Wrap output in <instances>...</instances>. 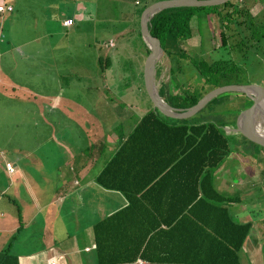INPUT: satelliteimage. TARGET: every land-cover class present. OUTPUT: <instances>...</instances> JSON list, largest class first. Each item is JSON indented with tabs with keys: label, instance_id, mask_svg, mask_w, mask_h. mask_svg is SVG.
<instances>
[{
	"label": "trees",
	"instance_id": "obj_1",
	"mask_svg": "<svg viewBox=\"0 0 264 264\" xmlns=\"http://www.w3.org/2000/svg\"><path fill=\"white\" fill-rule=\"evenodd\" d=\"M155 1L158 0H137L135 3L140 5L135 10L133 35L140 40L144 55L148 48L141 39L138 20L142 10ZM12 12L13 8L0 12V70L10 76L9 89L22 83L34 92L39 85L25 81L23 72L28 69H25L22 55L26 56V47L31 52L37 53L38 50L32 49V41L18 45L14 36L16 30L10 29L11 20L16 21ZM210 19L217 28L219 44H210L204 49L206 38L202 30L207 25L206 31H210ZM73 20L70 25L76 23ZM147 28L150 35L158 39L162 55L169 61L167 82H160L158 94L174 108L192 106L206 91L219 86L217 78L223 85L245 83V69L237 64V59L227 60L225 56L231 57V54L246 47L264 59V0H228L215 5L165 8L153 14ZM195 34L199 36L200 44L196 50H204L207 59L200 57L192 60L187 54L185 45ZM4 37L5 42H1ZM9 44L18 47L11 48ZM212 50H217V53L208 54ZM101 59L110 62L107 56L97 57V60ZM129 60L124 59L126 63L122 64V72L127 74L123 76L126 83L120 88L121 92H126L132 81H138L135 73L138 67L125 68ZM46 61L50 62L49 59ZM51 61L58 63L56 58H51ZM181 63L192 65L197 72L196 77L200 79L198 87L192 86L189 91L187 85L181 84L183 81H178L177 75L184 70ZM223 63H231V67L225 70ZM155 68V75H158V64ZM28 73L32 79L33 75ZM60 73L61 77H65L64 72ZM138 73L141 74V86L135 88L143 87L142 70ZM62 84L63 93L66 85L65 82ZM170 87L178 92H171ZM0 88L6 87L1 85ZM99 90L111 94L108 87H100ZM237 95L245 98L237 92L233 96ZM0 101L1 114H8L9 118L0 124H11V119L16 124L22 121L23 117L10 116L8 110L12 109L13 102L20 108L19 111H25V103L31 111L38 108L36 103L29 104L26 98H19V95L5 102L0 94ZM222 101L220 95H215L192 116L180 119L164 116L151 106L136 119L127 133L125 126L121 125L113 132L118 144L103 161L95 182L105 189L119 192L126 199V204L91 225L92 244L82 251L91 253L94 264H138V258L144 261L142 264H241L244 240L254 221L248 218L237 220L231 208L238 202V197L221 193L213 182L214 171L230 157L234 145L224 133L226 125H220L209 115L200 113L205 111V107L208 111ZM122 104L125 106L120 109L123 117L130 116L131 107L127 103ZM241 105L229 108L234 114L233 119L244 108ZM13 108L16 110L15 106ZM85 139L83 136L81 152L96 146L94 142L86 143ZM243 139L251 146H260ZM102 145L104 143L101 142L98 157L99 152L102 153ZM94 151L89 153L91 157L96 155ZM250 204L253 202L250 201ZM17 209L20 227L22 213L18 206ZM254 218H257L255 213ZM11 256L0 252V264H13L7 262ZM12 258L16 264V257Z\"/></svg>",
	"mask_w": 264,
	"mask_h": 264
},
{
	"label": "rangeland",
	"instance_id": "obj_2",
	"mask_svg": "<svg viewBox=\"0 0 264 264\" xmlns=\"http://www.w3.org/2000/svg\"><path fill=\"white\" fill-rule=\"evenodd\" d=\"M13 1L16 8L12 12V16H17L22 19V25H14L19 23V21H11L10 25L12 31L16 30L14 36L17 41L22 42L25 37L30 36L33 39V48L35 50L39 51L41 48H44L48 53L51 51L49 55L50 57H44L43 60L41 59L40 54L35 52L30 53V51L27 50L26 56L24 57L22 55L24 63L29 65L28 71L33 75V83L41 86L47 76V67L45 66H47V63L50 64V66H54V62L51 61V58L54 59L58 57L57 62L63 64V67L65 68L64 74H66L64 77L66 86L65 91L63 92L65 95L63 97L66 101L63 102H66V105L75 98H78L79 101H81V105L65 106L66 109H72V107L77 108L73 113L67 112V124L73 126V123H78L83 127L89 126L92 130L89 141L95 140V135H100L102 133L104 137H107L108 132L110 131L113 133L117 131L119 125L123 127L125 126L124 131L127 133L135 123L136 119L151 107L150 101L148 100L145 91H143V87L135 88V86L141 84V74L138 72L139 70L140 72L142 70V64L146 55L142 53L140 40L133 35V27L136 22L135 10L140 4H135L134 0H124L123 2L121 0H89L90 2L88 3H84L86 0H75V2H83L84 6L82 7L81 5L79 7L80 10H74L76 4L71 0ZM88 6L90 9H88ZM74 11L76 13H74ZM47 14L53 15V17L49 18ZM66 15L74 16L76 23L71 26L63 27L60 20ZM206 24L207 22L205 21L204 25ZM209 24L208 30L210 29V31H206L207 25L203 27L202 30V34H205L206 38L204 41V49L208 48L210 44H219L217 28L213 26L211 19L209 20ZM231 29L232 27H230L229 30ZM229 30H227V32H229ZM5 38L6 37H4L1 42H5ZM109 41L112 42L109 44ZM198 41L199 36L196 34L187 40L185 45L187 54L192 60L200 57L207 59L208 57L203 53L204 50L202 52L196 50L200 45ZM27 42L28 41H25L23 44H26ZM18 45L20 44L18 43ZM21 46L24 47V45ZM252 51L253 49L250 50L245 47L240 49V51L235 52L234 55L231 54V57L225 56V59H237V64L245 69V75H243V82L245 83L237 84L257 83L264 87V59L262 56L255 54ZM216 53L217 50L208 52L210 55ZM19 55L21 56V54ZM99 56L109 57L110 62L105 59H101V61L97 60V57ZM158 58L156 65L158 64L160 71L158 75H155V81L159 87L160 82H167L169 61L164 55H162V53ZM47 59H49L51 63L46 61ZM124 59H130L127 62L128 66H125L126 69H128V67L131 68L132 66L138 67V72L135 70L136 80L138 81H132L129 89H125L126 92H121L120 88H123V85L126 83V81L124 82L123 77L126 72L121 73L123 70L122 68H124L122 64L125 65L126 63L124 62ZM181 65H183L184 70L177 75L176 78L178 81H183L181 84L187 85L186 88L189 91L192 86L198 87L200 85V79H197V72L192 68V65L187 63H181ZM222 66L227 70L231 67V63H223ZM235 73L238 72L236 71ZM196 79L197 81H195ZM194 82H196V84ZM220 82L222 81L217 78V84L219 86L223 85L219 84ZM100 87L110 88L111 94H108L106 90H99ZM169 90L172 92L173 89L170 87ZM103 91H106L104 92L105 97L109 100H99L102 95L101 92ZM173 91L178 92L177 89ZM0 94L3 95V100H5V102L7 100H9V102L12 101L11 90L7 89V91H4L3 88H0ZM15 95L16 94L13 93V96ZM218 95L221 96L223 101L213 105L208 111L205 107V111L202 110L200 113L203 112L202 114L205 116L209 115L210 119L220 123V125H226L223 128L224 133L228 136L229 140L234 145V148L230 157L225 159L219 168L214 171V173L217 174L215 178H213V182L215 187L221 193L230 196L236 195L240 198L238 202H235L234 206L232 205L233 208H231V212L237 220H244L246 218L254 219V213L259 215L262 212L264 213V187L260 185L259 188H255L258 185H255L254 187L252 186V183H260L264 185V181L260 180L264 176V148L261 146H251L242 136L234 133L232 130L235 123V117L233 119L234 114L229 108L241 104L249 106L250 100L246 97V99L242 98L241 95L233 96L235 95V92H223ZM23 97L27 99L29 104L32 102L35 103L30 97L19 96V98ZM1 102L2 101H0V103ZM14 103L15 102H13V104ZM122 103H127V105L131 107L130 110L133 112L131 111L130 116L123 117L124 113H122L120 109H124L122 107L125 106H123ZM23 106L25 107V111H19L20 108H17V105L15 107L17 111L14 110V108H12V110L7 109L13 114H10V116H12L11 118L16 116L34 118L35 110L31 111L26 103ZM245 106L241 105V107L244 108L248 107ZM87 110H90V113H88ZM1 113L0 116L4 117H2L0 121L1 123H5L9 120L8 114L2 115ZM83 116L87 117L83 118ZM35 118L38 119L39 123L42 121L41 116L38 114ZM11 121L13 122H11V124H0V144L6 143L4 149L7 151L5 153L7 158L11 156L8 153L11 154L14 152V148L18 146L27 148L32 145V148L27 151L29 155L27 156L25 153L20 157L17 156L18 161H16V164H19L24 170L23 176L29 185L26 187V183L23 182L21 177H19L18 171L10 176H6L3 168L4 162L7 161H1L0 157V170L2 169V172L0 171V212L3 214L1 217L3 218L1 226H9L11 224L12 221L9 216L13 215L15 219L17 218V206L19 207L22 216L26 212L27 214L35 213L38 205L36 200L39 204H44L53 197L50 196V194L54 191V188L56 189V187L52 188L50 185H46L52 183L56 176L59 177L60 175L69 174L72 169V164L78 161L81 163L84 161H90L91 156L89 153L95 150V147H93L82 152L80 150L78 151V148L83 149L84 142L79 138L77 131L70 128L62 137L65 144L62 143V141L57 140L60 138V134L55 136L56 140L48 139L47 141H44L39 139L36 141H28L26 133H32L31 129L35 128L36 125L31 123V120L26 122V119H22L18 124H16L13 119H11ZM92 123L97 127H91L90 124ZM102 141L108 143L112 140H108V137L105 140H102V137H100L99 145L97 147L100 146ZM47 149L53 151L54 154L59 152L60 158L55 161L52 160L55 155L50 156ZM24 152L25 150H22L21 153ZM55 157L57 158V156ZM94 159H96L95 165L87 164L85 166L88 173L92 170L96 171L98 165L103 163L102 159L99 157H95ZM28 161L29 163H32L34 168H28ZM235 161H237V164H235ZM41 162L44 163V167L49 165L53 170L36 169L38 165H42ZM55 163H60V166H56ZM252 163L254 164L253 166H257L259 169L258 178H255L252 171L249 170L252 168ZM61 164L66 165V167H62ZM58 168L61 170L57 173L56 170ZM16 179H18V185L13 183ZM68 181L69 179H67L66 182L63 181V183H61L59 186V192H65V190H67V187L65 186H68L66 184ZM71 188L72 187H70L69 190H71ZM40 189L43 190L36 194L33 193V191ZM93 190L94 187H90L83 192L82 200L80 198L79 201L76 200L74 201L75 203L71 202L70 206H68V224L65 228H67L69 237L76 236L78 245H82V243L92 239L91 225L95 220L93 217H88L86 212L90 213L91 210L100 212V210H104L108 204L107 196L105 194H100L98 196L97 193H92ZM68 195H70L69 192ZM89 196L95 201H90L88 198ZM101 197H103V200H101ZM250 201H252L253 204H250ZM55 203H57V200H55ZM28 207H32L33 209H28ZM101 213L103 212L101 211ZM58 226L59 224L57 225V228ZM30 227L31 230L22 229L17 240L10 239L11 242L13 244L18 242L20 245L18 247L25 251H33L45 247L41 236L42 228L40 224L34 222ZM67 232L66 229H64L60 235V232L55 231L53 244L56 243L57 246H62L64 242L68 243L69 240L66 238ZM253 235L260 239L261 243H257V246L260 247L261 251L259 256L256 254L252 255L251 263L264 264V242H262L264 241V231H255ZM60 236L62 240L58 241L60 240ZM243 252L241 260L242 262L247 263L248 256L245 253H247L248 250H243ZM79 255L84 258V260H88V263L92 264L91 260H93V258L89 259L91 258V253L79 249ZM71 264H74L73 261H71Z\"/></svg>",
	"mask_w": 264,
	"mask_h": 264
},
{
	"label": "crops",
	"instance_id": "obj_3",
	"mask_svg": "<svg viewBox=\"0 0 264 264\" xmlns=\"http://www.w3.org/2000/svg\"><path fill=\"white\" fill-rule=\"evenodd\" d=\"M0 1L4 2V3L11 4L13 6V11L15 10L16 5H15L13 0H0ZM71 1L75 2V0H71ZM121 1L123 2L124 0H121ZM136 2H137V0H134V3H136ZM75 4H76V6L74 7V10L75 9L80 10L79 7L81 5H82V7L84 6L83 2H81V1H76ZM74 13H76V12L74 11ZM47 15L49 18L53 17V15H49V14H47ZM65 17L72 18V19H74L73 21H75L74 16L66 15V16H63V18H61L60 22H62V20ZM13 19H16V21H19V23L14 24V25L19 26L22 23V21H21L22 19L20 17L13 16ZM11 21L15 22L13 20H11ZM25 41H32L33 42V39H32V37H29V36L25 37L24 41H22V42L19 41V44H23V42H25ZM109 42H112V41H109ZM10 47L11 48L12 47L17 48L18 45H15V46L10 45ZM26 48H27V51H30V53H33V51L31 52V50L28 49L29 47H26ZM32 49H33V47H32ZM44 50H45L44 48H41L40 51L37 52V54H40L41 58L50 57L49 55H50L51 51H50V53H47V51L46 50L44 51ZM57 59H58V57H56V60ZM25 66H26L25 69L29 68V65H25ZM45 67H47V69H46L47 76L45 77L41 86H39L34 92L30 91L28 89V87L23 86V84L21 82H20L21 84H15L13 86V88L9 89V87L11 86V80H9L10 76L0 70V85H3L6 87L4 89V91H7V89H9L12 92V94H11L12 96L14 93V94L19 95V96L30 97L31 99H33L35 101V103L38 107V109L35 110L34 118H31V117L23 118L26 120L27 119L31 120V123H34L36 125L35 128L31 129L32 133L31 132L26 133L27 140L28 141L29 140L36 141L39 139L40 140L42 139L44 141H47L48 139L56 140L55 136H58L60 134V138H58L57 140H60V141H62V143L65 144V141L62 140V137L64 136L65 132L69 128L75 129L77 131V134L79 135V138L82 139L83 136L86 138L85 139L86 143L94 142V144L96 145L94 153L96 155L91 157L90 161H84L82 163L80 161H78V162L72 164V169H71V172L69 174L60 175L59 177L56 176L54 178V180L52 181V183H48L46 186L50 185L52 188L56 187V189L54 188V191L50 194V196H53V197L49 201H46L44 204H41V203L39 204L38 201L36 200V202L38 204L37 205V211L35 213H32V214H27V212H26V213H24L23 216L21 215L20 227H19L18 218L15 219V217L13 215L9 216L10 220L12 221L9 226H7V225L1 226V224L3 222V218H1V217L3 214H2V212H0V252H2V251L6 252L9 255L12 254L11 259H9L7 262H9V263L12 262L13 264H15V262L12 258L13 256L16 257V260H17L16 264H45L46 259L52 255H55L58 264H71V261H73L74 264H90V263H88V260H84V258H82L79 255V249L83 250L85 247H88V245H91L92 240H93V238H92L93 236H91L92 239L90 241L84 242V243H82V245H78V242L76 241L77 238L75 235L72 237H69L68 232H67V228H65V227H67V224H68V221H67L68 212H67V210H68V206H70L71 202H74L76 200L79 201L80 198L82 200L83 192L86 191L87 189H89L90 187H94V190L92 191V193L95 192L98 194V196L100 194H105L107 196V201H108V204L104 210H100V212H95L93 210H91L90 213L86 212L87 216L90 218L93 217L95 222L106 217L111 212L121 208L122 206H124L126 204V199L119 192H114L113 190L105 189V188L98 186L96 184L95 176L98 174V171L100 170L103 163L98 165V168L96 171L92 170L90 173L87 172L86 167H85L87 164H90V165L96 164V159H94V158L98 157L97 154L99 151V147H97V146L99 145L100 137H102V140H105L108 137V140L114 141V142L111 141L108 143L102 141V143H104V145H102V153L99 152V154H100L99 157H101L100 159H102V161H104L105 158H107L113 152V150L116 148V146L118 144V141H116L117 137L115 136V134L111 133V132L109 134H107V137H104L103 133L100 135H95V140L89 141L90 133H92V130L89 126L83 127L81 124H78V123H73V126L71 124H67V122H66L67 112L73 113L77 108L72 107V109H66L65 106L67 107L68 105H70V106L81 105V101H79L78 98H75L72 101L68 102L66 105H65L66 102H63V101H66V99L63 97L64 94L62 93V87H63L62 82H65V79H64V76L61 77V73H60V72H64L65 68L63 67V64H60L58 62V63H55L54 66L47 65ZM121 73H122V71H121ZM14 74H15V71H14ZM23 75H24L26 82L27 81L32 82L31 77H29L30 74L28 73V70L26 71V73L23 72ZM14 78H16V76ZM90 87L93 88L92 86H90ZM101 94L102 95L100 96L99 100L100 101H106L107 98L105 97V93L101 92ZM16 105L17 104H15V103L12 104L11 108H13L14 106L16 107ZM18 106H19V104H18ZM87 112L90 113V110H87ZM37 114L39 116H41V118H42V121L40 123L38 122V119L35 118V116ZM86 117L87 116H83V118H86ZM1 118L2 117H0V119ZM0 123H1V121H0ZM90 125H91V127L92 126L97 127L93 123ZM87 128H89V129H87ZM5 146H6V143L0 144L1 161L2 160L11 161L15 167L14 172L18 171L19 177H21L23 182L26 183V187H27L29 184H28L27 180L25 179V177L23 176L24 170L20 167L19 164H16V161H18L17 156L20 157L25 153L28 156L29 153H27V151L32 148V145H30L28 147L26 146L27 148H23L21 146L14 148L13 153H11V154L8 153L9 155H11L8 158L5 156V153L7 152L4 149ZM21 149L25 150V152L21 153L22 152ZM78 150H79V148H78ZM48 151L50 153V156H52V155L57 156V158L54 156L53 157L54 159L52 158V160L55 161V160H58L60 158L59 152H57V154L56 153L54 154L53 151H51V150H48ZM18 153H19V155H18ZM41 164L42 165H40V166L38 165V167L36 169L53 170V168L51 166L47 165L46 167H44L43 166L44 163L41 162ZM235 164H237V161H235ZM55 165L60 166V163H55ZM61 165L64 168L66 167V165H64V164H61ZM251 165H252V168H250L249 170L252 171V174L255 178L256 177L258 178L259 169H257L255 166H253L254 165L253 163ZM28 168H34L32 163H29V161H28ZM60 170L61 169L58 168L56 170V172L58 173ZM12 174L6 175V173H5L6 176H10ZM216 174L217 173H214V178H215ZM18 179H16V181H14L13 183L18 185ZM67 179H69V181L66 183L68 186L64 185L65 187H67V190H65V192H59V189H60L59 186L61 185V183H63V181L66 182ZM260 180L264 181V176ZM255 182H257V181H255ZM255 185H258L255 188H259L260 185L262 187H264L263 184H260V183L259 184H253L252 183L253 187ZM70 187H72L71 190H69ZM43 189L33 191V193L36 194L37 192H40ZM68 192L70 195H68ZM74 195H75V197H74ZM88 198L92 202L95 201L92 199L91 196H89ZM238 199L240 200V198H238ZM55 200H57V203H55ZM101 200H103V197H101ZM28 209H33V208L28 207ZM101 211L103 213H101ZM263 216H264V213L262 212L260 215L255 214V217H257V218L250 219V220H253L254 222H252V228H251L249 235L244 240L245 250H248V252L245 253L248 256V262L244 263L240 259L241 264H252L251 263L252 255H254V254H256L258 256L260 255L261 250H260V247L257 246V243H261V241L259 238L254 237L253 233L255 231H257V232L264 231V226H263L264 225V220H263L264 217ZM34 222L39 223L41 228H42L41 236L43 238V243H44L45 247L38 249V250L25 251V250L20 249L18 247V246H20L18 242L16 244H13L11 242V240H13V239L17 240L22 229L23 230H26V229L31 230L30 226ZM261 223H262V225H261ZM58 224H59V226L57 228ZM64 229H66V232H67L66 238L69 240V242L68 243L64 242L62 244V246H57L56 243L53 244L54 232L55 231L60 232V235H61L62 231ZM61 240L62 239L60 236V240H58V241H61ZM4 246H6V247H4ZM12 246H17V247H12ZM89 259H92V258H89ZM91 263L94 264V260H91Z\"/></svg>",
	"mask_w": 264,
	"mask_h": 264
},
{
	"label": "water",
	"instance_id": "obj_4",
	"mask_svg": "<svg viewBox=\"0 0 264 264\" xmlns=\"http://www.w3.org/2000/svg\"><path fill=\"white\" fill-rule=\"evenodd\" d=\"M228 0H158L148 4L139 17V32L142 41L148 48L142 64L143 89L152 107L161 114L170 118H186L192 116L209 99L223 92H237L250 100V105L240 110L235 116L232 130L244 138L264 147V87L254 84H226L209 89L190 107L185 109L174 108L166 103L158 94L155 81V70L161 49L158 39L150 35L147 28L149 19L159 10L170 7H188L215 5Z\"/></svg>",
	"mask_w": 264,
	"mask_h": 264
},
{
	"label": "built area",
	"instance_id": "obj_5",
	"mask_svg": "<svg viewBox=\"0 0 264 264\" xmlns=\"http://www.w3.org/2000/svg\"><path fill=\"white\" fill-rule=\"evenodd\" d=\"M0 8H1V6H0ZM70 24H72V19L71 18H67V17L64 18L62 20V22H61L62 26H68ZM109 44H110V42H109ZM4 171H5L6 174H11L14 171V166L12 165V163L10 161H7V162L4 163ZM84 249H87V247H85ZM136 262L138 264H142L144 261L142 259L138 258L136 260ZM45 264H58L55 255H52V256L48 257L46 259Z\"/></svg>",
	"mask_w": 264,
	"mask_h": 264
},
{
	"label": "clouds",
	"instance_id": "obj_6",
	"mask_svg": "<svg viewBox=\"0 0 264 264\" xmlns=\"http://www.w3.org/2000/svg\"><path fill=\"white\" fill-rule=\"evenodd\" d=\"M0 6H1V8H0V12H3V11H6V10H11L12 8H13V6L11 5V4H8V3H4V2H1L0 1ZM66 18V17H65ZM109 45V44H108ZM5 161V160H4ZM7 161H9V160H7ZM11 162V161H10ZM5 163V162H4ZM12 163V162H11ZM13 165V164H12ZM14 166V165H13ZM4 169V168H3ZM14 171H15V167H14ZM13 171V172H14ZM12 172V173H13ZM11 173V174H12ZM7 175V174H6ZM141 259V258H140ZM144 263V262H143Z\"/></svg>",
	"mask_w": 264,
	"mask_h": 264
}]
</instances>
